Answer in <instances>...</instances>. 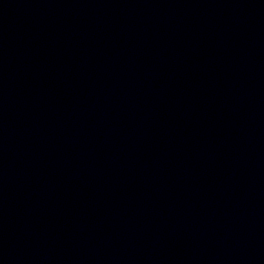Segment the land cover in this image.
Segmentation results:
<instances>
[{
	"label": "water",
	"instance_id": "1",
	"mask_svg": "<svg viewBox=\"0 0 264 264\" xmlns=\"http://www.w3.org/2000/svg\"><path fill=\"white\" fill-rule=\"evenodd\" d=\"M0 264H264V0H0Z\"/></svg>",
	"mask_w": 264,
	"mask_h": 264
}]
</instances>
